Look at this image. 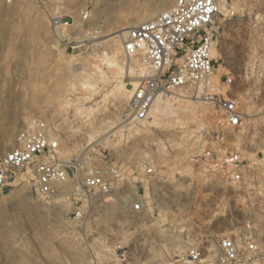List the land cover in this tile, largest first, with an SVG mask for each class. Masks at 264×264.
I'll return each instance as SVG.
<instances>
[{
    "label": "rangeland",
    "instance_id": "obj_1",
    "mask_svg": "<svg viewBox=\"0 0 264 264\" xmlns=\"http://www.w3.org/2000/svg\"><path fill=\"white\" fill-rule=\"evenodd\" d=\"M174 2L0 0V149L15 148L18 132L38 119L77 174L65 187L68 200L46 203L29 180L0 195V264H182L191 245L205 264H215L217 238L246 223L264 254V0H235L247 16L228 23L213 52L218 62L207 92L235 99L246 118L243 131L220 129L223 111L214 101L194 99L192 89L186 101L158 100L167 114L157 120L137 121L129 113L126 90L144 72L114 36ZM55 17L74 22L54 33ZM95 30L96 40L81 50L62 43L65 34ZM127 60L131 80L125 79ZM226 68L234 77L230 85L223 83ZM220 148L242 151L241 181L215 166ZM206 150L213 151L209 161L202 157ZM106 164L121 179L108 196L94 195L83 207L85 217L75 219L73 187ZM144 189L147 203L134 213L130 205Z\"/></svg>",
    "mask_w": 264,
    "mask_h": 264
},
{
    "label": "built area",
    "instance_id": "obj_2",
    "mask_svg": "<svg viewBox=\"0 0 264 264\" xmlns=\"http://www.w3.org/2000/svg\"><path fill=\"white\" fill-rule=\"evenodd\" d=\"M90 9L81 13V22L88 19ZM243 9H236L235 0H175L173 6L158 13L152 19L134 25L125 32L122 52L125 57L136 61L144 75L131 90L127 108L137 121L150 116L157 100L170 101L192 89L194 97L214 101L223 114L216 119V125L225 130L243 131L247 127L246 118L237 109L235 99L226 94L220 98L206 92L213 76L217 59L213 52L217 42L230 22L246 18ZM61 17L51 21L54 33L61 32L68 24ZM63 28V29H62ZM98 31L82 32L80 35L65 34L63 45L71 51L81 50L92 44ZM220 60V58H219ZM223 83L230 85L234 77L229 76L226 68ZM222 133V131H221ZM218 144L223 140L217 137ZM219 165L229 171L236 182L243 179L247 168L246 159L240 150L220 148ZM213 151H203L202 157L209 161ZM23 171V179L16 176ZM145 175L150 176L152 169L143 167ZM71 175V177H70ZM71 173L69 163L59 157L57 139L50 135L46 124L32 119L18 132L16 147L0 149V195L2 196L17 182H33L35 197L46 203L58 199H69L67 184L76 179ZM121 179L120 173L112 164L100 169H92L73 187L76 198L71 214L81 220L85 217L83 207L95 195L108 196L114 185ZM148 196L146 190L137 192L130 210L141 213ZM79 204V205H78ZM215 264H264V254L258 247L249 223L234 229L226 236L218 237L212 248ZM205 258L199 248L191 245L182 260V264H205Z\"/></svg>",
    "mask_w": 264,
    "mask_h": 264
},
{
    "label": "bare ground",
    "instance_id": "obj_3",
    "mask_svg": "<svg viewBox=\"0 0 264 264\" xmlns=\"http://www.w3.org/2000/svg\"><path fill=\"white\" fill-rule=\"evenodd\" d=\"M127 30H124V31H121V32H119L117 35H115L114 37H117V38H119V41H120V44L122 45V42H123V37L125 36V32H126ZM91 38H95V37H91ZM122 47V46H121ZM127 58V57H126ZM129 60V59H128ZM128 60L126 61V63H125V65H124V74H125V79L126 80H131V79H133V77H130L131 75H133V74H135V72L133 73V71L129 68V62H128ZM140 74V73H139ZM142 75V74H141ZM140 75V76H141ZM135 76V75H134ZM139 76V75H138ZM136 78V77H135ZM134 78V79H135ZM128 86H131L130 84H127ZM211 86V83L209 82V85L208 86H206V92H207V90H208V88ZM126 92L129 94L131 91L130 90H126ZM208 93V92H207ZM186 97H188L186 94H181L178 98V100H182V101H186ZM183 99H185V100H183ZM194 99H197L196 97H194ZM202 100H206L205 98H201ZM209 99V98H208ZM207 99V100H208ZM160 101V100H159ZM162 101V100H161ZM158 102V100L155 102V103H157ZM165 102V101H164ZM187 103V102H186ZM155 105V104H154ZM166 108V107H165ZM165 108H163L162 107V105H160V102H158L157 104H156V107L154 108V106H153V108H152V112H151V117L152 118H154L155 120H157L159 117H161V115L162 116H164V115H166L167 113H166V109ZM149 117V116H148Z\"/></svg>",
    "mask_w": 264,
    "mask_h": 264
}]
</instances>
